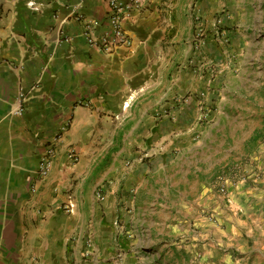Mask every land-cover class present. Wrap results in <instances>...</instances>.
Masks as SVG:
<instances>
[{"label":"crops","instance_id":"obj_1","mask_svg":"<svg viewBox=\"0 0 264 264\" xmlns=\"http://www.w3.org/2000/svg\"><path fill=\"white\" fill-rule=\"evenodd\" d=\"M217 7L227 0H147L125 25L132 46L107 53L83 36L87 21L97 35L108 28L103 0H0V264H145L143 250L161 245L176 264H264V140L228 199L199 193L200 163L213 169L218 151H236L244 113L259 118L249 137L264 125V110L241 104L243 69L227 98V81L210 77L212 58L227 53L208 33Z\"/></svg>","mask_w":264,"mask_h":264},{"label":"rangeland","instance_id":"obj_2","mask_svg":"<svg viewBox=\"0 0 264 264\" xmlns=\"http://www.w3.org/2000/svg\"><path fill=\"white\" fill-rule=\"evenodd\" d=\"M212 20L213 25H209L210 32L208 33L215 35L216 39H219L220 42L227 44V53L223 56L216 55L212 58V64L210 65L211 79H215L216 81L224 79L227 81V92H225L227 98L228 96H231L230 93H228L229 87L235 83L234 78L230 77L238 76L241 73L240 70L243 69L244 72L242 78L249 79V81L245 82L244 85L248 92H242L241 94L244 97L241 102L242 106L245 108L252 107L253 109L261 108L264 110V88L261 89V87L255 86L251 82L252 77L256 79L264 78V63L262 62V60H264V56H259V49L264 48V0H227V7H217ZM199 23V39L202 40L205 38L204 34H207V23L202 19L199 20ZM245 36V41H250V47L249 44L244 46L242 44L240 45L237 41ZM234 43L236 44L235 46ZM213 92L214 96L211 102H209L208 105L204 102L199 108V123L202 127L209 122L213 123L214 118L212 115L217 111L218 102L222 97V93H220L219 88L214 89ZM194 96L198 97L196 93L188 94L184 97L183 101ZM246 101H250L252 104L246 103ZM253 115H255V113L251 111L249 114L244 113L247 126L242 130H237L235 138L237 141L236 151H218L216 158H214L217 163V166H215L216 168L213 166L214 168L212 169V166L210 165L212 162L210 160L200 163L201 170L206 171L208 169L207 175L203 177L204 181L200 185L199 191V193H201L202 190L205 189V197L213 195L216 192L219 194L222 187L226 188L225 176L227 173L226 189L228 199L231 187L235 185V182H237L238 179L246 176V172L243 173L241 171L240 173L238 170L241 169V167L245 169L244 166L249 165V156L252 154V150L257 146L259 141L264 140V125L259 132L255 133L256 136L249 137V133L252 130V122L249 119L256 123L258 122L256 119H259L253 117ZM236 122H238V120H233V124H236ZM258 124L262 125L264 122L261 123L260 121ZM231 130H234V127L231 128ZM240 132L243 134H240ZM245 138L248 139V143L244 142ZM230 143H232L231 139ZM173 154L176 153L174 152ZM224 155H227L226 162H219L220 158ZM226 163L227 166L225 165ZM212 173L214 174L212 175ZM174 179L178 180L179 174H177ZM163 186H165V184H163ZM191 186L192 185L190 183L186 185L189 199L191 198V194L196 193L195 189H189ZM202 187L204 188L202 189ZM175 199H177V194L173 193L172 200ZM173 214H175V212H173ZM156 220L158 219L156 218ZM175 221L176 220L172 221L173 225H175ZM171 249L174 248H165L161 245L143 250L142 253L146 256L144 263L153 264V262L157 260L159 264H164V261H166L165 259H168L169 264H176L177 257L176 255H173V251H171L170 256H166L164 253L170 251ZM160 256L161 258L159 259ZM186 262L189 263V260Z\"/></svg>","mask_w":264,"mask_h":264},{"label":"built area","instance_id":"obj_3","mask_svg":"<svg viewBox=\"0 0 264 264\" xmlns=\"http://www.w3.org/2000/svg\"><path fill=\"white\" fill-rule=\"evenodd\" d=\"M109 7V13L107 18L108 28L101 35H97L96 31L98 23L96 21H87L83 36L87 43L93 47H96L104 52L110 53L116 48L125 47L130 48L132 41L126 33L125 25L128 22L134 11L141 10L147 0H103ZM32 6V5H31ZM82 18V16H80ZM65 42H69L70 39L64 37ZM22 110L17 112V115H21ZM54 149L51 148L46 156L41 161L37 170V176L40 180L44 179L50 172L53 164ZM227 189L222 187L221 193L226 194ZM97 199L99 201L105 200V195L102 191L97 193ZM70 206V211L73 209Z\"/></svg>","mask_w":264,"mask_h":264}]
</instances>
